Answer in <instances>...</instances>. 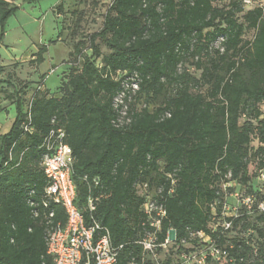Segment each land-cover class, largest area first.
Returning <instances> with one entry per match:
<instances>
[{
  "label": "trees",
  "instance_id": "trees-1",
  "mask_svg": "<svg viewBox=\"0 0 264 264\" xmlns=\"http://www.w3.org/2000/svg\"><path fill=\"white\" fill-rule=\"evenodd\" d=\"M252 2L112 0L101 27L88 34L90 54L75 45L57 94L38 84L25 105L10 79L0 78V107L15 112L0 133V264L51 263L45 231L66 215L45 194L41 163L57 130L72 152L75 205L87 225L97 221L108 232L116 264H184L182 254L199 253L204 239L227 254L218 261L207 255L204 264H264V228L257 226L264 222V0ZM17 8L0 0V42ZM46 52L41 45L36 63ZM131 75L139 86L128 102L131 120L116 127L113 99ZM230 182L242 192L225 216ZM148 200L165 210L158 241L174 232L156 257L138 243L150 229ZM217 216L223 221L213 229ZM236 227L255 229L258 241L228 243L226 232Z\"/></svg>",
  "mask_w": 264,
  "mask_h": 264
},
{
  "label": "rangeland",
  "instance_id": "rangeland-1",
  "mask_svg": "<svg viewBox=\"0 0 264 264\" xmlns=\"http://www.w3.org/2000/svg\"><path fill=\"white\" fill-rule=\"evenodd\" d=\"M9 1L18 8L4 24V35L0 42V66H2L0 78H9L22 93L27 105L38 84H42L41 86L44 84L51 92L57 94L60 83L70 70L73 60L71 54L75 51L76 44H79L82 51L90 54L88 34L101 27L104 13L112 0ZM251 36L252 31H246L245 38ZM98 43L101 52L107 53L108 49L103 42ZM43 44H47V52L43 55V62L39 64L35 61L36 52ZM5 92L2 94L8 98V94L11 93L7 88ZM159 101L160 98L155 104ZM5 109L0 107V112L7 117L9 112ZM252 145L256 146V141H253ZM249 170L250 173L256 171V162L249 165ZM258 180L255 176L253 183H262L260 179ZM227 186L225 209H223L225 216L233 214L234 208L239 206V193L242 192L235 195L238 186L234 182H230ZM222 221L223 216H217L209 226L214 229L217 223L221 224ZM257 226L264 228V222L258 223ZM226 236L228 243L240 238H250L252 244L258 241L253 228L244 230L236 227L226 232ZM173 262L181 264L179 259H174Z\"/></svg>",
  "mask_w": 264,
  "mask_h": 264
},
{
  "label": "built area",
  "instance_id": "built-area-1",
  "mask_svg": "<svg viewBox=\"0 0 264 264\" xmlns=\"http://www.w3.org/2000/svg\"><path fill=\"white\" fill-rule=\"evenodd\" d=\"M242 2L245 6L253 4L252 0H242ZM221 40L222 37L217 38L215 44L218 45ZM138 89L136 75L127 76L121 82V88L113 99V107L116 110L114 126L119 127L130 122L128 102ZM52 136L53 134L46 140V152L41 163L48 181L45 194L48 199L62 206L66 220L64 224L57 223L55 226H49L45 231L47 254L51 256L50 264H116L117 252L111 245L108 232L97 221L87 225L75 205L76 189L71 176L73 157L69 145L63 141L64 133L57 130L55 133L57 141L54 144L51 142ZM94 182L97 183V180L95 179ZM93 202L94 200L89 197L90 209L94 208ZM251 202L250 197L242 200L247 208H250ZM143 209L148 216L147 223L150 229L144 231L138 243L144 251L156 257L157 248H166L174 237V232L169 230L165 239L162 242L158 241L160 222L165 215V210L155 200L146 201ZM258 209L264 212V199L258 203ZM52 216L53 213H49V217ZM228 226L229 224L226 223L225 227ZM197 235L200 238L204 236L201 232ZM207 240L204 239L205 243L199 253L182 254L184 264H204L207 255L217 261L226 258L227 254L224 250Z\"/></svg>",
  "mask_w": 264,
  "mask_h": 264
},
{
  "label": "crops",
  "instance_id": "crops-1",
  "mask_svg": "<svg viewBox=\"0 0 264 264\" xmlns=\"http://www.w3.org/2000/svg\"><path fill=\"white\" fill-rule=\"evenodd\" d=\"M14 115H15V112L12 107L9 108V114L7 117L6 115H3L2 112H0V129H1L0 133H5L9 130L11 123L13 121Z\"/></svg>",
  "mask_w": 264,
  "mask_h": 264
}]
</instances>
